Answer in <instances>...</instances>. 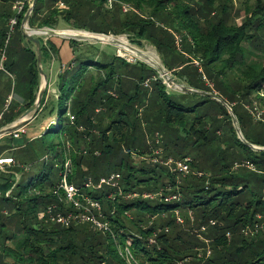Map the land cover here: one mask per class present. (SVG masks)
<instances>
[{
	"label": "trees",
	"instance_id": "trees-1",
	"mask_svg": "<svg viewBox=\"0 0 264 264\" xmlns=\"http://www.w3.org/2000/svg\"><path fill=\"white\" fill-rule=\"evenodd\" d=\"M17 1L0 0V60L5 56L0 129L34 106L41 86L36 50L21 31L29 5L17 14ZM220 1L115 0L107 9L108 0H38L28 26L54 30L63 23L76 31L126 34L139 48L143 42L151 44L179 84L215 93L231 107L244 139L264 148V118L254 122L243 106L254 108L255 96L264 109V4L258 0L251 7L246 1L243 22L237 24L229 21L232 0ZM59 2L64 10L58 9ZM122 5L134 11L125 14ZM12 19L17 23L10 31ZM39 41L45 72L56 50ZM69 44L72 52L77 45L95 46L74 40ZM249 57L257 60L248 62ZM107 60L87 52L75 57L58 76V97L48 104L45 90L41 99L38 114L48 110L51 117L56 104L70 102L56 115L58 181L43 171L27 185H21L24 176L14 182L12 174H23L26 167L13 156L14 164L0 172V264H129L121 255L129 241L134 264H174L195 257L206 246L200 237L211 249L205 264H264V151H254L238 139L224 106L219 105L217 117H208V104L215 100L205 97L186 108L172 100L171 90L158 76L150 81L151 89L142 85L158 75L147 64H130L116 54ZM196 64L198 73L192 75L190 66ZM98 114L102 117L95 119ZM50 126L40 137L52 133ZM80 126L84 132L78 131ZM21 139L12 134L2 138L9 142L0 141V157ZM156 149L162 150L160 156L154 155ZM162 155L163 160L190 158L194 174L179 184L176 177L182 175L153 162ZM66 156L72 162L68 184L99 204L95 213L99 221L109 223L108 232L90 223L65 228L49 221L46 210L57 203L52 192ZM134 156L149 163L137 166ZM112 175L119 176L117 186H85L89 179L97 183ZM173 195L178 200L165 202ZM68 211L76 212L72 207ZM177 212L183 225L177 222Z\"/></svg>",
	"mask_w": 264,
	"mask_h": 264
},
{
	"label": "rangeland",
	"instance_id": "rangeland-1",
	"mask_svg": "<svg viewBox=\"0 0 264 264\" xmlns=\"http://www.w3.org/2000/svg\"><path fill=\"white\" fill-rule=\"evenodd\" d=\"M248 2L247 5L248 6H255L256 2L258 0H232L230 3V7H231V15H230V22H236L237 24H241L243 22V8L245 7L243 4L245 2ZM264 4V0H261ZM33 3V1H32ZM221 3L220 0H217V4ZM60 4V2L58 3ZM57 4V7L59 9V6ZM64 4V3H63ZM64 8H66L65 4H64ZM131 8V7H130ZM107 9H109L107 7ZM121 11L123 12L122 8ZM134 11L132 8L129 12L125 13L128 14L130 12ZM124 13V12H123ZM57 31H76L74 29H71L69 26L64 25L63 23H59V27L58 29H54ZM264 37L263 33H261V37ZM36 38H40L42 39L44 42H48L51 43L54 47L55 45L52 43L54 40H66V41H71L68 40L66 38H61V37H55V36H49V35H40V36H35ZM111 37L114 38H122L124 40V43H127L125 45H127L130 48H133L135 50H138V52H141L143 56L146 55H152L154 58H156L155 62H158V64L162 65L161 62V57L159 56V54L156 51V48L154 46H152L151 44L147 43V42H143V45L141 48L133 45L131 43V39L126 35H121V36H115L112 35ZM176 39V37H175ZM53 40V41H52ZM78 42H82V43H88L91 45H95V46H90V45H77L72 54L70 53V58L72 57L70 63L66 66H63L62 68H59V64L56 65L55 70L50 71L48 70V75L45 74V76L47 77V86L46 89L47 90V96H46V102L47 101H52L54 100V98L56 99L58 97V76L59 74H61L64 70L68 69L70 67V65L73 62V59L75 57H82L83 53H90L91 56H93L94 54V59H97L99 61H103L104 58H108V60L106 62H109L111 60V57L116 54L118 57L122 58L123 60H125L126 62L130 63V64H136L137 62H143L145 64H147V60L144 59V57L142 55H138V54H134L131 53L123 48L120 47H115V46H110L108 44H100V43H95V42H85V41H78ZM177 42L180 43V38H177ZM247 46V48H250L247 44L245 45ZM30 47H32L35 50L34 45L30 44ZM56 52H53V57H52V62L55 63V61L58 58V52L59 49L57 47H55ZM147 50V51H146ZM154 51V53H152ZM155 55V56H154ZM103 59V60H102ZM93 60V58L91 59ZM256 61L257 58L256 57H249L248 58V62L250 61ZM59 63V61H58ZM121 64L120 62H117V64ZM150 63V62H149ZM139 66V65H138ZM147 66H149L150 68L154 69L156 71V73H158V70L154 67H151L149 64H147ZM198 65L195 66H190L191 70L190 73L192 75H197L198 70L197 67ZM43 67V66H42ZM140 68L137 67V70H139ZM58 73H57V72ZM167 71V70H166ZM200 72H202L201 70H199ZM168 72V71H167ZM149 72H146L144 74H146V76H150L147 75ZM170 78H173L176 80V78H174L171 74V72H169ZM158 76V79H161L162 81H165V78L161 77L160 73H158V75L156 76H152L153 78L146 80L142 83V85L147 84L146 87H148V89H151V83L150 81L155 79ZM3 76H1L2 78ZM4 80H6L5 77H3ZM44 84V80L41 77V85ZM181 84V83H180ZM181 85H185L186 84H181ZM206 85V84H205ZM210 88H213V85L210 84L209 86ZM169 90H171V88L167 87ZM11 92L13 93V88L11 90ZM170 94L172 95V100L181 106H184L186 108L192 107L197 103L203 102L205 100L206 96H203L201 94H183V93H179L177 91H174L173 89L171 90ZM183 95H187V96H183ZM16 98H19L18 96V90L15 94ZM12 100V96L9 98V101L7 103V105H9V103ZM253 101V106H255L256 108H252V105L250 104H243V106H245V108L249 111V113L251 114V118L253 119L254 122H260V120L262 118H264V109L263 107L260 105V101H257L255 99V96L252 98ZM49 102H47L49 104ZM70 102L68 100V102H63L60 105L55 106V115L54 116H50L49 115V111H43L42 113L38 114V116L36 118H34V112L31 113L30 115H28L27 117H24L23 115H21L14 123H19V122H23L25 121L17 131H20V136L22 137L21 140L11 143L9 144V146H11V149L6 150V155L10 154L16 158V161L19 163V165L26 168H29V171L25 170V172L18 171L19 174L21 176H24L22 181H21V185H27L29 182L36 180L37 178H39L41 176V174L43 173V171H45L47 174H49L52 178L53 181H58V169L55 167L56 166V160H57V156L58 153L60 151L58 144H59V138L57 136V134H55L54 132L56 131V127L58 122H57V113L59 115V112H62L64 110V108L66 107V105H68ZM219 102H217L216 100L214 102H211L208 104V117H212L215 118L218 116L219 114ZM223 106V105H222ZM260 108V109H259ZM98 113V112H96ZM259 113V114H258ZM102 117V114H98L95 116V119H100ZM66 119L64 118V123L66 124ZM53 126H50V125ZM48 125L51 128V132L47 134L46 136H41V134H45L46 131H48L46 128L48 127ZM233 126V124H232ZM44 127V128H42ZM226 128V127H225ZM45 130V131H44ZM225 130V129H224ZM78 131L80 132H84L85 128L83 126L78 127ZM15 132V131H14ZM224 135L226 134V132L223 133ZM8 137V136H6ZM9 139V138H8ZM2 140V139H1ZM63 141V140H62ZM8 140H2V144H8ZM64 144L66 145L65 148H68L67 146L69 145V140H65ZM68 153V151H67ZM48 157V163H47V168H45V161L44 158ZM69 156V153H68ZM165 155H162V160L165 159L164 157ZM4 157V156H3ZM4 158H10V156L8 155V157H4ZM135 164L137 166H140L142 164V162H144V164L146 165L147 163H149V159H146L147 161H142L141 158H137V157H133ZM173 158V157H172ZM161 159V158H160ZM188 160H190V158H187ZM246 164V163H244ZM19 167V166H18ZM190 167V164H189ZM253 168V167H252ZM190 169V168H189ZM23 170V169H22ZM191 170V169H190ZM191 174H194L193 172H191L189 174V176ZM1 175V174H0ZM187 177L186 176H178L176 177V180L179 184H183L182 182L184 181V179ZM12 178L14 179V182H18L17 181V176L16 174H12ZM21 179V178H20ZM18 190V189H17ZM191 227H193L194 225L191 224ZM198 233V232H196ZM206 241V239L204 238L203 242ZM203 250V249H202ZM203 262V264H205L206 260L201 261V263ZM200 263V264H201Z\"/></svg>",
	"mask_w": 264,
	"mask_h": 264
},
{
	"label": "built area",
	"instance_id": "built-area-1",
	"mask_svg": "<svg viewBox=\"0 0 264 264\" xmlns=\"http://www.w3.org/2000/svg\"><path fill=\"white\" fill-rule=\"evenodd\" d=\"M32 1L33 0H21V1L15 2L13 5V11L19 14L23 10L25 5H29V10H30V8L32 7ZM114 1L115 0H108L107 7L111 8ZM58 6H59V9L61 10L65 9L64 4L61 2L60 4H58ZM122 10L124 13H127L131 10V8L128 5H122ZM16 23H17L16 19H12L10 21V31H13V28L16 25ZM177 38H180V37L176 36V44L178 47H180L181 40H180V43H178ZM4 61H5V56L2 55L1 60H0V70L3 69ZM163 84H165L168 87V85L164 81H163ZM207 85L210 86L209 83H207ZM68 116H70V114H68ZM70 121L71 122L74 121V118L72 116H70ZM46 129H48V127ZM19 133L20 131H15L12 133V135L14 138H19L20 137ZM156 139H157L156 144H158L159 143L158 135H156ZM67 147L68 148L66 149L69 150L70 146H67ZM161 153H162L161 149H156L154 155L160 156ZM44 161L48 162V157L44 158ZM190 161L191 160H188V159H184L183 161H178L173 158L162 160L159 157L158 159L157 158L153 159L154 163L164 165L165 167L169 169V171L172 174H179L182 176H186L191 173V170L189 169ZM13 164H14V161L11 158H0V172H5V166H10ZM62 166H63V171L59 175L60 182L56 185V187L54 188V191L52 192L57 203L56 204L54 203L53 205L48 206L46 210V214L48 216L49 221H51L53 224L61 225L65 228H69L71 226H78L83 223H90L92 226L96 227L99 231L108 232V230L110 229L109 223L99 221L95 213V212H99V209H100L99 204L96 203V201L92 200L90 197H85L81 195L79 190H77L74 186L68 184V175L72 168V162L68 156H66V160L64 161ZM56 167L59 168L60 165L56 164ZM249 167L252 168V166H249ZM24 169L29 170V168H24ZM118 179H119L118 175H112L108 179L102 178L97 183H94L92 179H89L85 186L89 190L93 188H101L103 185L117 186L116 182ZM136 196L137 195H134V197ZM130 197L132 196H127L126 198H130ZM143 197L153 198L154 195H144ZM176 200H178L177 196L173 195V196L167 197L165 199V202H172ZM71 207L75 209L76 212H69L68 210ZM176 219L179 224L183 225L184 221L178 212L176 213ZM210 225H214V224L211 223ZM205 230H206V227H203L201 229V232H204ZM258 230H256V232ZM200 239L203 242L204 238L200 237ZM151 242L155 243V241H151ZM130 243H131L130 241L127 242L126 245L123 246V248H121V255L126 259V261L129 264H132V263L134 264L136 260L135 258H133V255L131 253ZM204 243L206 244V246L199 248L197 255L195 257L189 256L183 260H178L174 264H194V262H199L200 264L201 261L207 260L209 256L211 255V249L209 246V241L206 240L204 241ZM201 264H203V262Z\"/></svg>",
	"mask_w": 264,
	"mask_h": 264
},
{
	"label": "water",
	"instance_id": "water-1",
	"mask_svg": "<svg viewBox=\"0 0 264 264\" xmlns=\"http://www.w3.org/2000/svg\"><path fill=\"white\" fill-rule=\"evenodd\" d=\"M37 2H38V0H33L32 7L30 8V10L27 12V14L25 15V17L23 19V22L21 25V31L26 36L27 40L29 42H31L35 47L36 54H37V63H38L39 73H40V76L42 77V79L44 80V84L40 86L36 103L34 104V106L31 109L27 110L23 114L24 117H27L28 115H30L34 111H35L34 113L38 112L41 99L44 95V92H45V89L47 86V77L45 76V73H44L43 68H42L41 44H40L39 39L36 38L35 36L49 35V36L66 38L68 40H74V41H85V42H95V43H100V44H108L110 46L120 47V48L124 49L122 42L116 40L114 37L106 36L103 34L89 33V32H84V31H71V30L57 31V30H53V29H49V28L31 29L28 26V20L32 14V11H33L35 5L37 4ZM130 49L132 50V52H134V54L142 55V53L138 52V50H135L133 48H130ZM147 64H149L151 67L156 68L158 70V73H160L161 77L165 78V81H166V84L168 85V87L173 89L174 91H177V92L183 93V94H201L203 96H206V97H209L213 100H216L217 102L222 104L227 109L229 115L232 118L233 126L235 128L238 139L254 151H264V148L252 145L244 139L242 132H241V129H240V126L238 124L237 118L234 115L231 107L228 104H226L215 93L202 92V91H198L196 89H193L191 87L179 84L175 79L170 78L169 73L166 71V69L163 66L158 64V62H155V61L150 62V63L147 62ZM24 122L25 121L19 122V123H13V124L3 128V129H0V140L6 136L11 135L14 131H17L19 129V127Z\"/></svg>",
	"mask_w": 264,
	"mask_h": 264
},
{
	"label": "crops",
	"instance_id": "crops-1",
	"mask_svg": "<svg viewBox=\"0 0 264 264\" xmlns=\"http://www.w3.org/2000/svg\"><path fill=\"white\" fill-rule=\"evenodd\" d=\"M53 41V40H52ZM54 45H55V47H57L58 49H59V52H58V58H57V60L55 61V63L54 62H52V59L50 58L48 61H47V63H45V74L46 75H48V70H50V68H51V70L50 71H53V70H55V68H56V65L57 64H59V68L58 69H60V68H62L63 66H67L69 63H70V61H71V59H72V57L70 58V53L72 54V48H71V46H70V44H69V41H64L63 39L62 40H54L53 42H52ZM53 55V54H52ZM58 61H59V63H58ZM52 67H53V70H52ZM57 72V71H56ZM58 73V72H57ZM49 76V75H48ZM38 112H39V110H38ZM38 112L37 113H35L34 115V118H36L37 116H38ZM42 128H44V127H42ZM1 141V140H0ZM2 143V142H1ZM0 143V144H1ZM6 151H3L2 152V155H1V157L0 158H4V157H8V155L10 156V157H12V155H11V153L10 154H8V155H6ZM4 156V157H3ZM9 167V166H8ZM7 169H5V171H6ZM16 176H17V181H19L20 180V178H21V175L20 174H18V173H16Z\"/></svg>",
	"mask_w": 264,
	"mask_h": 264
},
{
	"label": "bare ground",
	"instance_id": "bare-ground-1",
	"mask_svg": "<svg viewBox=\"0 0 264 264\" xmlns=\"http://www.w3.org/2000/svg\"><path fill=\"white\" fill-rule=\"evenodd\" d=\"M115 39L123 43V47H124V49H126V50L129 51V52H132V50H131L127 45H125V44H127V43H124V40H123L122 38L117 37V38H115ZM146 51H147V50H146ZM132 53H134V52H132ZM152 53H154V51H153ZM139 55H140V54H139ZM142 56H143V55H142ZM154 56H155V55H154ZM143 57H144L145 60H147V61H149V62H154V61H156V60H155L156 58H154L152 55H150V53H149V55H146V54H145V56H143Z\"/></svg>",
	"mask_w": 264,
	"mask_h": 264
}]
</instances>
